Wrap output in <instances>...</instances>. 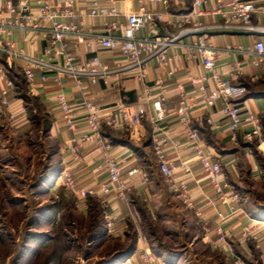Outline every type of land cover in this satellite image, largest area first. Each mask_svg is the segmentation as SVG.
<instances>
[{"label": "built area", "instance_id": "2783aa9c", "mask_svg": "<svg viewBox=\"0 0 264 264\" xmlns=\"http://www.w3.org/2000/svg\"><path fill=\"white\" fill-rule=\"evenodd\" d=\"M32 1L39 14L37 18L31 15L27 5L15 4L12 0H4L3 9L6 16H2V9H0V38H7L6 41L0 42V56L21 62L23 74L28 83H33L35 71L40 73V82L43 83L51 78L59 89L67 81L80 89L95 85L99 81L106 83L110 72L102 65L100 59L93 56L88 60L79 61L77 55L68 50V40L70 36L79 33L78 25H81L80 19L82 18H98L105 21L107 18L122 17L124 23L114 21L106 24L105 22V32L92 35V38L85 42V47L92 50L97 45L99 50L118 51L128 61L127 68L138 71L136 79L144 71L146 63L156 61L160 65H168L176 57V51L183 49L188 63L183 74L189 84L197 88L196 95L200 97V103L204 108L214 110L220 106L219 113L227 122L229 142L236 145L239 136L243 142L252 141V139L261 142V121L256 114L245 109L244 103L248 91L244 86L237 84L243 76L241 63L233 64L226 74H222L214 63L212 46L204 37L200 36L187 45L181 42L184 37L201 30V26L180 29L177 34L163 38L142 33L144 29L162 23L164 17L161 13L149 10L148 5L158 2L167 4L169 0H64L63 4L58 7H52L50 0ZM208 1L193 0L191 15L202 16L203 12L200 9ZM214 1L216 7L210 13L221 17L224 28H237L246 32L259 30L252 26L251 17L256 11L253 1L260 0ZM80 3L85 5L82 16L76 11ZM131 3L137 6L135 11L127 12L119 9V5L125 6ZM179 22L185 23L186 21ZM16 32L32 36L43 34L45 45L42 55L49 60L14 51L9 38ZM243 54L250 59L252 66L264 71V43L262 41H256ZM194 63H201L206 74L196 76L191 69ZM176 72V70L169 71L168 75H174ZM0 81L4 83L0 88V105L7 107L13 83L5 78L2 69H0ZM206 81H210L213 87L207 88ZM55 96L60 113V124L67 132L74 135L69 154L77 158L85 148L97 147L101 157L100 162L93 168V172H104L107 178L104 182L93 186H82L74 181V176L69 170H63L58 182L65 189L72 191L80 199L99 197L104 201L106 196H111L106 200L107 203L110 200L117 202L126 200L132 180L123 175L117 160L111 156L110 144L104 139L102 130L105 127L124 129L148 124L158 132L153 139V148L161 174L175 185L174 189L180 201L188 209L194 208L188 179L178 181L173 179L178 170L191 178L193 175L190 167L185 163L176 165L167 160L165 156L168 148L175 145L171 142L169 135L159 130L160 124L167 117L166 97L162 90L153 92L151 87L144 84L141 91L137 93L134 103L129 104L120 100L113 105L114 112L109 115L101 114L100 108L85 94L81 101L74 105L68 102L66 94L61 90ZM185 100V97H181L175 109L179 130L185 136L194 160L205 174L216 198L215 201L227 204L229 212L236 214L240 211L241 199L230 183L224 179L220 162L214 159L207 146L201 141L198 132L192 128V119ZM79 121L84 123L82 131L77 130ZM208 123L211 124L210 121ZM215 215L214 234L208 225H203L204 239L210 241L215 236L216 247L221 253L231 254L228 239L236 234L242 241L252 239L256 243L264 242V220H250L248 223L227 230L224 227L227 215L219 210H216ZM105 219L110 227L117 217L109 214ZM134 258L129 256L121 264H130ZM138 260L139 264H163V261L150 251L140 252Z\"/></svg>", "mask_w": 264, "mask_h": 264}, {"label": "crops", "instance_id": "0c3cea01", "mask_svg": "<svg viewBox=\"0 0 264 264\" xmlns=\"http://www.w3.org/2000/svg\"><path fill=\"white\" fill-rule=\"evenodd\" d=\"M12 1L15 4L27 5L31 15L35 18L38 17L39 14L32 0ZM63 1L50 0L49 2L52 7H58L63 4ZM3 3L4 0H0V9H2V16H6ZM192 4L193 0H169L167 4L158 2L148 5L149 10L161 13L164 17L162 23L157 24L155 27H148L142 33L163 38L177 34L180 29L201 26V30L184 37L181 42L187 45L193 43L200 36L204 37L212 46L214 63L222 74H226L233 64L241 63L243 76L237 84L244 86L248 91L244 103L245 109L256 114L262 123L264 121V71L252 66L250 59L245 57L243 52L254 45L256 41L264 43V0L253 1L256 11L252 14L251 23L252 26L259 29L254 32H246L237 28H224L221 17L210 13L216 7L214 0H209L208 3L202 6L200 10L203 15L199 17L191 15ZM136 8L137 6L134 3L125 6L119 5V9L127 12L135 11ZM84 9L85 5L83 3L76 7V11L79 12L80 16H82ZM80 20L82 23L78 25L79 33L69 37L68 50L75 53L79 61L97 56L102 65L110 72L107 82L99 81L95 85L80 89L67 81L59 89L51 78L43 83L40 82V73L35 71L33 83L30 84L24 77L21 62L0 56V69H2L5 78L13 83V89L8 96L9 105L7 107L0 105V129L6 126L12 134L20 137L25 135L28 129L31 128L35 122L34 118L41 116L48 124L46 130L48 137L56 144V156L61 158V169L69 170L80 184L93 186L97 182H104L107 179L104 172H93V168L100 162V150L92 146L82 150L77 158L69 154V147L74 135L67 132L60 124V113L55 95L61 90L66 94L68 102L74 105L81 101L82 96L85 94L100 108L101 114L109 115L114 112L113 105L120 100L129 104L134 103L137 93L141 91L144 84H147L153 92L162 90L165 93L167 117L160 124L159 130L169 135L171 142L176 146L168 148L165 156L167 160L174 162L176 165L185 163L190 167L193 175L191 178L178 170L173 179L175 181L188 179V186L194 204L193 213L197 216L199 223L202 226L208 225L213 228L216 221V210L227 215L224 222V227L227 230L234 229L252 220L241 206L240 211L232 214L229 212L227 204L215 201L216 198L205 174L194 160L190 146L179 130L175 109L178 107L181 97H185L186 104L189 107V115L192 119V128L198 132L201 141L207 146L214 159L220 162L223 174L224 168L228 170L227 174L229 171L236 173L235 164L238 156L236 151L240 145L241 150L249 155L253 170H260L256 158L250 153L252 152V149L248 146L250 141L243 142L241 136H239L236 145L229 142L227 122L219 113L220 106H217L214 110H208L200 103V97L196 95L197 88L191 86L183 74V70L188 67L185 51L183 49L176 51V57L165 66L156 61L146 63L144 71L136 79L138 71L127 68L128 61L118 51L99 50L97 45L92 50L85 47V42L89 41L92 35L105 32V22L106 24L114 21L124 23V19L118 17L116 19L107 18L105 21L98 18H82ZM182 20L186 22L180 23L179 21ZM6 40V37L0 38V42ZM9 41L16 52H23L29 56L49 60L42 55L45 45L43 34L32 36L27 33L16 32L9 38ZM191 69L196 76L206 74L201 63L192 64ZM174 70L177 72L169 76L168 72ZM3 85L4 83L0 81V88ZM205 86L207 88L213 87L210 81H206ZM83 129L84 123L79 121L77 130L82 131ZM156 134L158 132L148 124L124 129L105 127L102 130L104 139L110 144L111 156L117 160L123 175L130 177L132 180L130 198L138 199L149 205L153 188L161 187L162 183L170 188H175V185L170 180L165 179L159 170V162L153 148V139ZM261 144L260 142L257 148H260ZM257 148L254 150L255 152ZM55 170L56 168L53 172ZM227 174H224V178ZM228 177L227 175L226 180ZM93 198L97 202L99 197ZM109 203H111L110 208L113 214L118 218L116 225L121 231L127 225L126 220H131L135 225H140V217L134 207L131 209L128 203L115 200H110ZM137 230L139 232H137L136 247L130 255L135 258L130 264H139L138 255L140 252L152 251L151 240L138 227ZM212 234H214L213 231ZM231 238H235L233 239L235 242H230ZM228 244L234 253L238 248L245 255H249L250 249L247 243L241 241L238 234L231 236ZM214 246L216 247V245ZM256 248H260L259 264H264V242H259ZM165 253H160V257H157L163 261V264L184 263L182 260L169 263L167 259L170 261L171 258ZM226 256L228 258L232 257L231 254ZM172 261L175 260L172 259Z\"/></svg>", "mask_w": 264, "mask_h": 264}, {"label": "rangeland", "instance_id": "374dc122", "mask_svg": "<svg viewBox=\"0 0 264 264\" xmlns=\"http://www.w3.org/2000/svg\"><path fill=\"white\" fill-rule=\"evenodd\" d=\"M34 120L20 137L6 126L0 129V264H121L136 247L137 227L151 240V252L156 257L166 252L169 263L259 264L261 247L256 248L259 243L252 239L244 241L249 255L236 248L231 258L214 246L215 237L205 240L193 209L163 183L153 188L150 205L130 198L131 190L123 201L136 209L140 225L126 220L121 231L117 218L109 227L105 217L113 212L106 200L111 196L96 202L65 189L58 182L63 169L56 144L46 132L48 124L41 116ZM260 128L262 146L257 148L256 139L248 143L260 170H253L241 145L236 151V173L227 174L224 168L229 176L224 179L252 220H264V121ZM74 181L79 183L77 178Z\"/></svg>", "mask_w": 264, "mask_h": 264}]
</instances>
